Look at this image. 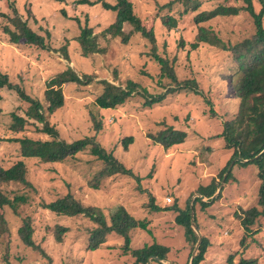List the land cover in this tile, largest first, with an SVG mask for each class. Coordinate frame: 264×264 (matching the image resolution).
I'll list each match as a JSON object with an SVG mask.
<instances>
[{
	"label": "rangeland",
	"instance_id": "374dc122",
	"mask_svg": "<svg viewBox=\"0 0 264 264\" xmlns=\"http://www.w3.org/2000/svg\"><path fill=\"white\" fill-rule=\"evenodd\" d=\"M132 1L148 26L155 21L158 54L170 61L176 59L172 63L179 82L188 80L195 84L185 87L181 83L184 86L181 90L148 106L143 105L144 98L136 94L124 105L112 109L100 108L95 103L103 90L99 83L102 79L121 82L123 86L133 80L147 87L153 95L165 92L170 85L180 87L168 78L159 82L160 65L151 55V44L146 38L135 32L128 43H123L120 37L102 36L101 32L113 23L114 13L101 3L0 0V71L9 76L13 85V89L0 90V164L10 166L22 159L27 166L29 183L11 182L3 186L10 199H21L16 210L10 206L4 210L10 233L0 240V264H136L132 253H123V238L111 235L105 245L91 251L87 248L91 222L86 217L61 216L43 207L67 193L104 210L107 215L110 209L123 205L133 216L148 222L147 230L133 232V249L157 242L170 248L166 260L160 261L163 264H191V245L176 223V216L178 209H185L187 198L199 186L219 176L233 153L222 149L225 140L219 134L222 122L232 118L238 109V99L227 78L235 64L228 53L214 46L201 44L190 50L196 34L193 17L199 9L183 14L182 3L171 11L159 9V4L171 0ZM203 2L200 9L207 10L224 0ZM260 8L261 4L256 3V11ZM168 15L177 20V26L172 24V29L162 24V17ZM19 18L28 20L33 29L41 30L44 48L12 42L11 31L17 30ZM205 24H212L223 40L231 43L251 36L256 30L253 19L245 11L236 16H218ZM86 26L100 33L98 42L105 51L87 57L81 54L75 38L80 28ZM68 67L80 77L92 76L93 81L87 85L64 84V106L53 114L46 110L44 113L49 125L58 131V139L71 142L93 137L100 148L128 170L126 174L104 179L99 188H92L90 184L104 161L89 147L75 157L50 163L38 157H23L20 145L10 140L12 136L22 135L52 139L39 130L40 124L30 125L19 134L11 132V114L25 116L29 104L21 92L44 103L47 80ZM90 115L102 123V129H94ZM167 124L187 130V141L170 149L155 144L149 135L160 132ZM130 137L133 141L126 143ZM259 187L256 165L236 163L224 182L220 198L215 201L213 197L206 198L207 202L214 201L212 205L196 209L201 229L198 228L211 243L201 264H226L230 252L238 249L243 228L235 213L257 205ZM149 204L158 209L150 208ZM25 218L31 219L34 227L33 246L25 243L19 234ZM57 225L68 227L61 241L56 240ZM254 229L257 230L255 238L249 235L247 241L255 243L253 248L256 249L247 254L261 258L259 261L264 264V217Z\"/></svg>",
	"mask_w": 264,
	"mask_h": 264
},
{
	"label": "trees",
	"instance_id": "16d2710c",
	"mask_svg": "<svg viewBox=\"0 0 264 264\" xmlns=\"http://www.w3.org/2000/svg\"><path fill=\"white\" fill-rule=\"evenodd\" d=\"M77 3L79 5L101 3L106 9L113 11L114 21L101 32V35L108 39L120 37L123 43H128L133 33H139L150 42L151 55L154 56L160 65L159 82L168 78L172 83L180 86L174 87L170 85L165 92L153 95L147 87L133 80H128L126 85L123 86L121 82L116 84L108 79H102L99 83L102 85L103 90L97 96L95 102L98 107L118 108L136 94L141 95L145 100L143 105L148 106L150 103L161 101L167 94L181 90V87L184 86L189 87L194 83L188 80L179 82L175 73V65L172 63L176 59L170 61L169 58L158 54L157 30L153 26L155 21L148 26L145 19L137 13L132 0H78ZM180 3L185 7L183 14L199 9L193 17V27L196 30V34L193 41H191L190 50L197 49L201 44H207L228 53L234 62L233 72L227 78L234 91V96L238 99V109L232 118L222 122V131L219 134V137L225 140L222 149L232 150L233 153L222 168L219 176H213L210 183L199 186L187 198L185 209H178L176 223L182 227L185 240L191 245L190 256H192L193 249L199 239L193 223L200 228L196 209H203L212 205L215 200L220 198L223 188L212 202L202 201L199 196L194 194L204 195L206 198L213 197L217 193L221 181L234 158L242 157L247 159V162L236 161L233 166L236 163L242 166L249 163L256 165L260 184L259 197L257 205L248 209L242 208L235 213L240 226L243 228V235L239 240L238 249L232 250L228 255L226 264H261L259 261L261 258L247 254L248 251L251 254V249H256V247L253 248L255 243L251 244L247 239L249 235H253L252 239L255 238L257 230L254 227L264 217V0H224V3L207 10L200 9L204 3L203 0H171L163 5L159 4V9L168 8L171 11ZM256 3L261 4L259 11H256ZM239 4H243V6H238ZM242 11L247 12L251 16L256 30L251 36L235 43L223 40L212 24H205L218 16H236ZM63 13L67 15L65 11ZM28 22V20H23L22 18L17 19V30L11 31L12 42L32 44L38 48H44L46 46L44 44V34L41 33L40 29H33ZM162 24L172 29V24L177 26V20L173 15L164 16L162 17ZM7 31L9 32L10 29H7ZM99 34L88 26L80 28V33L75 40L78 42L83 56L87 57L93 53L105 51V48H101L98 42ZM91 81H93L92 76L85 75L80 77L71 67H68L47 80L46 88L43 91L45 104L41 100L33 99L19 92L29 105L25 109V116L15 112L11 114L12 122L9 125V130L19 134L28 129L30 125H42L39 130L51 136L52 139L43 140L22 135L12 136L10 140L20 145L23 157H38L43 162H62L69 157H75L76 154L89 147L95 156L104 161V166L95 174L90 184L92 188H99V184L104 179L118 173L126 174L128 170L112 154H107L106 151L100 148L93 137L80 138L71 142L58 139V131L49 125L44 113V110H46L49 114H53L64 106V84L77 83L87 85ZM181 83H184V86ZM4 87L12 88L13 85L9 76L5 72L0 71V90ZM1 112L2 109L0 108V114ZM212 113H216L213 108ZM90 116L94 129H102V123L95 119L93 115ZM186 119L188 120V118ZM149 136L155 144L161 145L164 149H170L184 144L189 135L187 130L179 129L173 124H167L160 132L151 133ZM132 141L133 137L126 139V143ZM124 142L125 140H123ZM232 168L225 182L231 175ZM11 182L29 184L27 166L22 159L17 160L10 166L0 164V240L10 233L9 222L4 211L6 206L16 210L19 199H21L15 198L12 200L5 193L3 186ZM43 207L61 216L75 217L81 215L86 217L91 222L87 245V248L91 251L105 245L111 235H116L124 239L123 253H132L136 259V264H147L150 256H155L162 260L167 258L170 248L157 242L150 245L144 244L143 247L137 249L132 248L133 232L136 229L147 230L148 222L146 219H138L133 216L123 205L110 209L109 215H107L104 210L87 205L75 197L74 194L67 193L56 200L45 203ZM149 207L158 209L154 204H149ZM192 211L194 212L193 215ZM67 230L68 227L57 225L55 228L56 240L61 241L62 234ZM33 233L34 227H32L31 219L25 218L23 225L19 228V234L25 243L32 246L34 245ZM210 244L208 236L203 232L202 241L195 256L192 259L189 256L191 264H201L205 260ZM36 248L39 249V247ZM154 262L163 264L157 259H153L152 264Z\"/></svg>",
	"mask_w": 264,
	"mask_h": 264
},
{
	"label": "water",
	"instance_id": "95a60500",
	"mask_svg": "<svg viewBox=\"0 0 264 264\" xmlns=\"http://www.w3.org/2000/svg\"><path fill=\"white\" fill-rule=\"evenodd\" d=\"M236 161L247 162L248 160H247V159H244V158H242V157H236V158H234V160L231 162V164H230L229 167H228V171H227V173L224 175L223 180L221 181V184H220V186H219V189H218L217 193L213 196V198L216 197V196L221 192L222 187H223L224 182H225V179H226V177H227V175H228V172L231 170L233 164H234ZM197 195L200 197V199H201L202 201H206V200H205L206 197H205L204 195H200V194H197ZM197 195H196V196H197ZM193 214H194V212L192 211V215H193ZM193 226H194V229H195V231L197 232V234H198V236H199V239H198V242H197V244H196V247H195V249H194V251H193L194 253H193V255H192V258L195 256L196 251H197V249H198V247H199V245H200V243H201V241H202V234H201V232H200L198 226H197L195 223H193ZM152 259H157V260L161 261V259L158 258V257L150 256V257L148 258L147 264H151Z\"/></svg>",
	"mask_w": 264,
	"mask_h": 264
}]
</instances>
